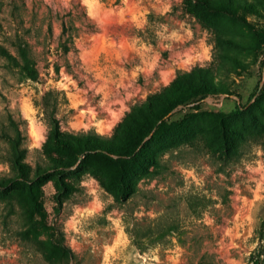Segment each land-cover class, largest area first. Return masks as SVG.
<instances>
[{
	"label": "rangeland",
	"instance_id": "obj_1",
	"mask_svg": "<svg viewBox=\"0 0 264 264\" xmlns=\"http://www.w3.org/2000/svg\"><path fill=\"white\" fill-rule=\"evenodd\" d=\"M232 1L0 0V264H264V0ZM197 67L216 92L125 157V198L120 156L53 142Z\"/></svg>",
	"mask_w": 264,
	"mask_h": 264
},
{
	"label": "trees",
	"instance_id": "obj_2",
	"mask_svg": "<svg viewBox=\"0 0 264 264\" xmlns=\"http://www.w3.org/2000/svg\"><path fill=\"white\" fill-rule=\"evenodd\" d=\"M208 1L209 7H212L214 3L232 4L233 2L232 0ZM22 57L27 76L34 78L35 70L25 52L22 53ZM211 75L212 71L208 67H197L194 70L179 72L170 85L165 87L161 92L153 94L144 103L134 105L123 120L118 123L116 127L118 133L115 132L112 138L100 136L93 132L68 133L65 138H61L58 128L52 126L50 128V133L53 137V142L59 146H66L75 154V158L84 152L85 155L89 154L90 156L95 155L106 158L111 157V154L120 156L114 161L119 166V179L111 183L105 182V185L111 193L117 194L120 198H125L128 188L124 176H126L127 171L131 169V165H125V157H131L132 160L134 157L140 155V152H134L135 149L155 127L157 120L167 113L168 110L176 104L186 101L189 97L203 96L214 90L207 78V76ZM222 132H224V129ZM154 133H156L155 130L153 134ZM222 135L224 137L223 133ZM28 191L29 193L32 192L30 187H28ZM136 229L138 228L134 230L128 229L129 234L135 239L138 235ZM135 241H137V239ZM54 248L61 254H67L66 252L69 251L67 247L61 244H56Z\"/></svg>",
	"mask_w": 264,
	"mask_h": 264
}]
</instances>
